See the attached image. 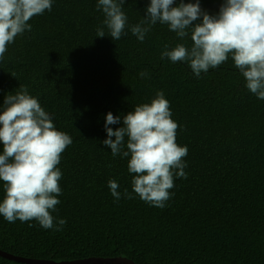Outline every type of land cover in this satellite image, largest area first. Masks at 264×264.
I'll return each mask as SVG.
<instances>
[{
    "label": "trees",
    "instance_id": "obj_1",
    "mask_svg": "<svg viewBox=\"0 0 264 264\" xmlns=\"http://www.w3.org/2000/svg\"><path fill=\"white\" fill-rule=\"evenodd\" d=\"M97 2L53 0L51 11L31 18V31L18 35L0 60V108L8 94L25 86L57 130L72 139L57 166L62 177L60 203L51 213L54 228L0 216V250L54 262L264 264V100L246 88L231 57L199 77L187 62L161 59L165 44L191 46L167 25H154L143 42L132 35L150 0H125L128 23L119 40L102 25ZM223 2L200 0V7L214 16ZM100 27L103 38L96 34ZM141 72L148 75L141 78ZM158 91L179 125L176 142L188 150L187 178L174 177L163 208L133 192L130 157L113 156L103 144L109 112L121 118L109 125L115 131L123 116ZM110 180L119 185V200L111 195ZM4 195L0 181V202ZM60 219L66 224L57 231ZM0 264L24 263L0 256Z\"/></svg>",
    "mask_w": 264,
    "mask_h": 264
},
{
    "label": "clouds",
    "instance_id": "obj_2",
    "mask_svg": "<svg viewBox=\"0 0 264 264\" xmlns=\"http://www.w3.org/2000/svg\"><path fill=\"white\" fill-rule=\"evenodd\" d=\"M53 0H0V60L18 35L31 31L28 21L51 11ZM125 0H98L102 10V25L113 40L124 34L128 17L123 11ZM150 0L146 15L131 26L132 35L143 42L157 23L167 25L181 41L191 40V46L177 43L164 45L161 59L172 63L187 62L199 77L215 69L229 57L245 79L246 88L264 100V0H224L217 15L202 11L200 0L185 3L180 0ZM199 21L198 23H195ZM97 37H105L104 27ZM141 78L147 72L139 74ZM169 101L158 91L150 103L135 106L123 116L122 127L115 131L109 125L121 123L119 116H106L107 139L103 144L113 156L128 158L127 168L133 174V192L152 206L163 208L170 199L174 177L187 178L184 157L187 147L176 142L179 125L171 118ZM113 137L115 138L113 140ZM126 140V149L125 147ZM0 181L5 193L0 202V216L14 223L36 221L44 229L54 228L52 212L60 203L59 181L62 172L57 167L61 156L72 144L71 137L58 131L51 116L39 100L20 86L8 94L0 108ZM111 195L119 200L121 193L115 180L108 182ZM124 196L132 195L127 189ZM66 220L60 219L55 230H62ZM31 226V225H30Z\"/></svg>",
    "mask_w": 264,
    "mask_h": 264
},
{
    "label": "water",
    "instance_id": "obj_3",
    "mask_svg": "<svg viewBox=\"0 0 264 264\" xmlns=\"http://www.w3.org/2000/svg\"><path fill=\"white\" fill-rule=\"evenodd\" d=\"M0 256L9 260L24 264H135L133 261L122 258H89L78 261L54 262L47 260H34L28 258L17 257L0 250Z\"/></svg>",
    "mask_w": 264,
    "mask_h": 264
}]
</instances>
